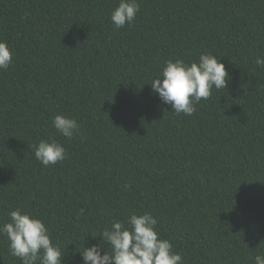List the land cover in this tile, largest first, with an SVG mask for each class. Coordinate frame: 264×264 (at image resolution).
<instances>
[{
  "label": "trees",
  "instance_id": "1",
  "mask_svg": "<svg viewBox=\"0 0 264 264\" xmlns=\"http://www.w3.org/2000/svg\"><path fill=\"white\" fill-rule=\"evenodd\" d=\"M138 2L117 30L119 0H0L13 52L0 69V223L21 208L45 222L63 264H82L78 251L113 220L147 212L184 264H253L264 253V0ZM207 53L227 87L176 115L150 83L165 61ZM58 114L81 125L73 138L52 127ZM50 137L66 158L45 167L30 146ZM0 264H21L2 235Z\"/></svg>",
  "mask_w": 264,
  "mask_h": 264
},
{
  "label": "clouds",
  "instance_id": "2",
  "mask_svg": "<svg viewBox=\"0 0 264 264\" xmlns=\"http://www.w3.org/2000/svg\"><path fill=\"white\" fill-rule=\"evenodd\" d=\"M139 11L138 0H119L110 16L114 28L131 26ZM12 63L11 48L6 41L0 40V69L7 70ZM255 64L264 68V56H257ZM228 79L229 73L220 58L207 53L191 63L179 58L165 61L160 76L150 85L160 101L171 105L176 115L192 116L200 101L211 97L213 89L219 91L227 87ZM52 127L63 137L71 139L80 131L81 125L74 118L58 114L52 119ZM30 147L35 158L45 167L66 158L64 146L51 137ZM79 215H84L83 208L79 209ZM8 217L7 222L0 223V235L6 237L12 257L21 264H63L64 252L58 243L53 242L42 219L21 208L9 211ZM99 236L102 242L78 251L82 264H184L182 255L173 251L170 240L161 237L157 219L151 213H132L127 217V225L113 220ZM252 259L253 264H264V253L258 252Z\"/></svg>",
  "mask_w": 264,
  "mask_h": 264
}]
</instances>
